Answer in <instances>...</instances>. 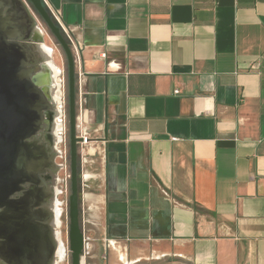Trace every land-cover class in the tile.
<instances>
[{
	"label": "crops",
	"instance_id": "1",
	"mask_svg": "<svg viewBox=\"0 0 264 264\" xmlns=\"http://www.w3.org/2000/svg\"><path fill=\"white\" fill-rule=\"evenodd\" d=\"M43 2L78 49L85 264H264V0Z\"/></svg>",
	"mask_w": 264,
	"mask_h": 264
},
{
	"label": "water",
	"instance_id": "2",
	"mask_svg": "<svg viewBox=\"0 0 264 264\" xmlns=\"http://www.w3.org/2000/svg\"><path fill=\"white\" fill-rule=\"evenodd\" d=\"M34 13L67 60L71 180L68 242L71 264H85L78 62L73 46L43 0H0V240H5L6 250L0 257L9 264H55L58 250L55 215L48 204L50 190L43 176L54 167V159L61 152L56 147V154L49 157L50 150L38 138L43 136L44 125L50 123L49 112L55 103L50 95L51 74L46 71V59L39 47L44 35L38 31ZM59 168L57 165L56 170ZM19 193L23 196L14 199ZM27 240L33 247L45 246L42 257L35 250L31 257L25 254ZM12 246L18 251L11 252ZM22 251L24 254H20Z\"/></svg>",
	"mask_w": 264,
	"mask_h": 264
},
{
	"label": "rangeland",
	"instance_id": "3",
	"mask_svg": "<svg viewBox=\"0 0 264 264\" xmlns=\"http://www.w3.org/2000/svg\"><path fill=\"white\" fill-rule=\"evenodd\" d=\"M30 8L31 5H30ZM32 13H33V8H32ZM38 24L40 26V28L42 29L43 33H44V42L45 44H47L49 47H51L54 50V54L56 52V58L59 57V60H57L58 65L60 66V68L62 69L63 72V93H64V102H65V111L67 112V116L68 115V83H67V60H66V56L63 52V50L61 49V47L58 45V43L55 41V39L52 37L50 31L47 29V27L45 26V24L43 23V21L34 13ZM68 117H67V124H66V130L64 133V138H63V142L56 146L57 149L61 150L62 152V157H59L57 159V164L58 165H62L63 168L59 171L58 177L61 179L60 182V187L59 189L64 191V194L61 195L59 197V199L61 201H64V207H61V211H62V215H61V234H62V241L66 246V258L65 260L60 263V264H71V253L69 250V242H68V230H69V218H68V202H69V197L71 194V180H70V132H69V121H68ZM82 152V151H81ZM81 165H80V172L81 174L85 173V168H83V164H82V153H81ZM81 185H82V181H81ZM82 188V186H81ZM62 205V204H61ZM59 229V230H60ZM61 236V235H60ZM147 259H145L144 261H142L139 264H182L181 262H174V260H167V261H157L156 255H153L152 253L149 254L148 256H146Z\"/></svg>",
	"mask_w": 264,
	"mask_h": 264
},
{
	"label": "flooded vegetation",
	"instance_id": "4",
	"mask_svg": "<svg viewBox=\"0 0 264 264\" xmlns=\"http://www.w3.org/2000/svg\"><path fill=\"white\" fill-rule=\"evenodd\" d=\"M46 64H47V62H46ZM50 95H51V97L54 100L55 107H54V109H52L49 112V114H50V123H46L44 125V129L42 131L43 136H39L38 137V138H41V140L43 141V143L46 145L47 149L50 150L48 152V156L49 157H51V156H53V155L56 154V146L60 145V143L58 142L57 135H56V128H57V124L56 123H57V119L59 117V112H58L57 104L55 102V99L53 97V93H52L51 90H50ZM58 158H55L54 159V167L52 166L51 168L47 169V172L43 176V179H44V182L48 185V188L50 190V195L48 196L49 197L48 204H49V207L51 209L52 214L55 215L53 228H54V231L56 232V235H57V243H58V250H59L60 244H61V242L63 243V241L61 240L62 239V234H61V229H60L61 224H58L61 221V216L58 219L57 218V215H56V210H55L56 203H57V202H55L56 195H57L56 194V188L60 186V183H59V179L60 178L58 177V174H59V171L61 170V168H59V169L56 170V166L58 165L57 164V159ZM26 189H28L27 186H26ZM22 196H23V193H19L18 195H16L14 197V199H20ZM27 242L28 243L25 244V249H26L25 250L26 251L25 254L26 255H29L31 257L33 255V250H35L36 254L39 257L40 256L41 257L43 256V251H44V247H45V246H43V244L42 245H37V246L33 247L31 245L32 244V241L27 240ZM3 243H5V240H0V254L4 253L6 251ZM58 250H57V252H58ZM10 251L11 252L12 251H15L16 252V251H18V249H17L16 246H12ZM57 252H56V256H55V264L58 263L57 262ZM20 254H24L23 251ZM0 264H9V263H7L6 261H4L0 257Z\"/></svg>",
	"mask_w": 264,
	"mask_h": 264
},
{
	"label": "bare ground",
	"instance_id": "5",
	"mask_svg": "<svg viewBox=\"0 0 264 264\" xmlns=\"http://www.w3.org/2000/svg\"><path fill=\"white\" fill-rule=\"evenodd\" d=\"M38 31L44 35L41 28H39ZM39 47H40V52L42 53L44 59H46L47 61V64L45 61L46 71L51 74L52 81H51L50 90L53 93V97L55 99V102L57 104V109L59 112V117L56 123L57 124L56 135L58 138V142L61 144V142H63V138H64L63 136L65 133L64 124H63V113H62L63 112L62 109L64 106L63 79H62L63 72L62 69L57 64V62L55 61L54 50L51 47H49L47 44H45V42L40 43ZM55 210H56L57 218L59 219V217L62 215L61 203L59 201L56 203ZM60 222L58 224H61ZM66 252H67L66 246L61 242L60 248L57 252V262H58L57 264H60L65 260L67 254Z\"/></svg>",
	"mask_w": 264,
	"mask_h": 264
},
{
	"label": "built area",
	"instance_id": "6",
	"mask_svg": "<svg viewBox=\"0 0 264 264\" xmlns=\"http://www.w3.org/2000/svg\"><path fill=\"white\" fill-rule=\"evenodd\" d=\"M48 8V7H47ZM49 10H50V12H51V15H52V17L54 18V20H55V22L61 27V29L63 30V32L66 34V36H67V38L69 39V41H70V43H71V45L73 46V49H74V51H75V54H76V56L78 57V49H77V46H76V44H75V42L73 41V39L71 38V36H70V34H69V32L67 31V29H65L64 28V26H63V24H62V22H61V16H60V13L59 12H56V11H54V10H52L51 8H48ZM176 93H178V92H176ZM64 106H65V102H64ZM63 106V124H64V129L66 130V124H67V117L69 118V116H67V112L65 111V107ZM69 115V114H68ZM68 121H69V119H68ZM88 135V133H87V130H84V128H83V123H82V121H81V132H80V135H79V137L82 139V142H80V147H81V150H83L86 146H88L89 145V143H90V138L87 136ZM60 152H61V150H60ZM61 154H62V152H61ZM60 157H62V155L60 156ZM61 167L63 168V166L61 165ZM61 168V169H62ZM61 182V179H59V183ZM82 186V185H81ZM60 187V186H59ZM59 187H57L56 188V199H55V202H60L62 205H61V207L63 208L64 206V201H61L60 199H59V197L61 196V195H63L64 194V191H62V190H60L59 189ZM82 224H83V230H84V223H83V219H82ZM84 235H85V231H84ZM85 251H86V236H85V249H84V259H85Z\"/></svg>",
	"mask_w": 264,
	"mask_h": 264
}]
</instances>
